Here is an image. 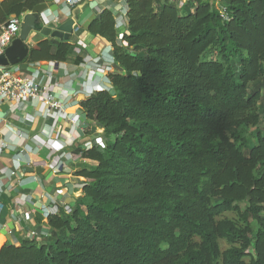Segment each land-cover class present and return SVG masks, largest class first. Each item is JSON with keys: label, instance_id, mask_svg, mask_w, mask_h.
<instances>
[{"label": "trees", "instance_id": "obj_1", "mask_svg": "<svg viewBox=\"0 0 264 264\" xmlns=\"http://www.w3.org/2000/svg\"><path fill=\"white\" fill-rule=\"evenodd\" d=\"M108 1L126 26L104 9L87 27L119 72L78 102L103 130L77 149L93 163L76 172L83 197L48 216V238L2 246L0 264H264V131L245 136L260 121L264 0ZM42 3L0 0V25ZM72 51L48 38L23 63Z\"/></svg>", "mask_w": 264, "mask_h": 264}, {"label": "crops", "instance_id": "obj_2", "mask_svg": "<svg viewBox=\"0 0 264 264\" xmlns=\"http://www.w3.org/2000/svg\"><path fill=\"white\" fill-rule=\"evenodd\" d=\"M93 1L80 0L74 8L68 9L63 0H43L42 4L48 5L45 19L55 25L71 18L75 20L74 27L78 31L69 41L73 51L65 62L23 61L16 67L27 77L38 73L36 81L63 103L64 115L57 117L54 111L40 105L36 109L28 104L17 109L12 104L0 105V115L5 120L0 123V144L6 145L0 148V176L4 178L0 193V248L19 246L21 241H28L31 231H36L42 240L48 238L51 230L47 227L49 215L44 214V207H49L53 215L61 211L67 213L83 197L80 185L84 179L76 176V172L93 163L81 159L77 149L91 148L94 142L102 144V135L97 136L95 132L103 130L94 129L85 120L78 102L94 92L109 90L108 75L119 72L112 62L111 45L90 35L87 27L104 9L114 13L118 33L126 26L123 3L95 0L94 6ZM168 1H175L177 6L186 2ZM46 39L31 33L27 40L29 50ZM72 117L77 126L72 125ZM18 133L27 138L20 162L14 159L18 152L15 147ZM11 172L16 176L11 177ZM46 198L54 203L50 204Z\"/></svg>", "mask_w": 264, "mask_h": 264}, {"label": "built area", "instance_id": "obj_3", "mask_svg": "<svg viewBox=\"0 0 264 264\" xmlns=\"http://www.w3.org/2000/svg\"><path fill=\"white\" fill-rule=\"evenodd\" d=\"M65 6L68 9L74 8L80 0H63ZM94 6H96V1H93ZM215 5L217 9H220L219 2L215 0ZM221 14L224 15V10H220ZM25 14L19 16L12 15L8 20L0 25V57L4 54L5 50L10 46L12 41L16 39L20 33V27L22 19ZM78 29L73 26V34L76 33ZM17 66H1L0 65V105L2 104H12L14 108H18L21 105L28 104L33 109H36L39 105L44 109L54 111L57 117L64 115L65 108L61 101H58L54 96L47 92L45 86L37 82L39 74H32L31 77L25 76ZM15 109V110H16ZM72 125H76V119L74 117L70 118ZM4 117L0 115V123H4ZM74 136V135H73ZM74 138V137H73ZM18 142H16L15 147L18 152L15 153L14 159L17 162L22 160V151L24 148V141L27 139L22 133L17 134ZM72 142H70L71 144ZM99 144V143H98ZM101 145V144H100ZM0 148H6L5 143L0 144ZM11 177L16 176L15 172H11ZM22 183V181H20ZM4 178L0 176V193L3 192ZM47 199V198H46ZM50 204H53V200L47 199ZM2 207L0 206V209ZM44 214L46 216L51 215L49 213V207H44ZM40 242L41 236L36 231L29 232L28 241Z\"/></svg>", "mask_w": 264, "mask_h": 264}, {"label": "water", "instance_id": "obj_4", "mask_svg": "<svg viewBox=\"0 0 264 264\" xmlns=\"http://www.w3.org/2000/svg\"><path fill=\"white\" fill-rule=\"evenodd\" d=\"M47 7V4H39L24 15L18 37L0 57L1 66H17L27 58L29 53L27 40L31 33H38L45 38L64 42L72 39L75 20L71 18L60 25H55L49 19H45Z\"/></svg>", "mask_w": 264, "mask_h": 264}, {"label": "rangeland", "instance_id": "obj_5", "mask_svg": "<svg viewBox=\"0 0 264 264\" xmlns=\"http://www.w3.org/2000/svg\"><path fill=\"white\" fill-rule=\"evenodd\" d=\"M182 1V0H181ZM218 2L220 1V0H217ZM211 2L213 3V5L215 6V7H217V5H215V1L214 0H211ZM221 2V1H220ZM219 2V3H220ZM182 3H184L183 1H182ZM181 5V4H180ZM180 5H179V7H180ZM260 85H259V88H260V91H261V100L259 101V103H258V106H257V110H258V112H259V115H260V121H259V124L256 126V127H252V128H248L247 130H246V134H245V136H247V135H249V134H251V133H256V131H264V79H262L261 81H260ZM253 88V86L252 85H249V87H248V89L249 90H251ZM96 133V135L97 136H99V135H102L103 134V131H96L95 132ZM252 144H254V142H252ZM240 207H241V210H243L244 209V207H245V204H241L240 205ZM263 216H264V212H263V214H262ZM222 218H228V219H235L236 217H235V215L234 214H226V215H224ZM219 247H220V250H221V252H224V251H226L227 249H229V248H231V247H233V245H231V244H228L226 241H224V240H219Z\"/></svg>", "mask_w": 264, "mask_h": 264}, {"label": "bare ground", "instance_id": "obj_6", "mask_svg": "<svg viewBox=\"0 0 264 264\" xmlns=\"http://www.w3.org/2000/svg\"><path fill=\"white\" fill-rule=\"evenodd\" d=\"M96 131V130H95Z\"/></svg>", "mask_w": 264, "mask_h": 264}]
</instances>
